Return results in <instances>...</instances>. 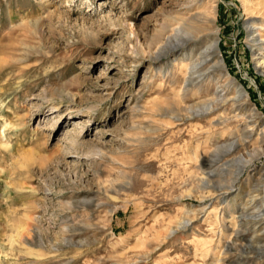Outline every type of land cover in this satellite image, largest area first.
Returning a JSON list of instances; mask_svg holds the SVG:
<instances>
[{
	"label": "rangeland",
	"instance_id": "374dc122",
	"mask_svg": "<svg viewBox=\"0 0 264 264\" xmlns=\"http://www.w3.org/2000/svg\"><path fill=\"white\" fill-rule=\"evenodd\" d=\"M177 27L202 30L198 50L217 44L194 86L193 46L159 54ZM255 40L264 0H0V264H264ZM238 92L236 107L188 120L189 106ZM221 116L239 135L254 127L236 152L252 163L239 180L212 169L203 189Z\"/></svg>",
	"mask_w": 264,
	"mask_h": 264
},
{
	"label": "bare ground",
	"instance_id": "6f19581e",
	"mask_svg": "<svg viewBox=\"0 0 264 264\" xmlns=\"http://www.w3.org/2000/svg\"><path fill=\"white\" fill-rule=\"evenodd\" d=\"M191 8L192 7L189 6L187 8L188 11H190ZM194 17L198 21H203V20L205 21L208 18V13L207 14L206 12L197 13ZM191 31H192L191 33H193L194 35L192 34V36L183 37L180 29L178 27L174 28L171 35H169L163 41L161 39V41L159 42L160 46L158 48L159 54L161 56L163 55L168 56L170 53L177 54L178 52H185L188 49V47L193 46V49L189 53H186L185 57H183V61H186L188 63L186 67V74H185L186 75L185 82L188 84V86H194L196 83L199 82L200 79L206 77V74L211 69L210 67L211 63L209 60H211L217 52L216 41H214L213 43L207 44L206 47L200 48L198 50L197 45H198V41L202 38V30L191 29ZM254 44H256L257 47L259 48H264L263 42L257 44V40H255ZM162 52L163 54H161ZM263 65H264V62H263ZM242 96H243L242 92H238V95H235V96H230L228 93H224V94L219 93L218 97H213L212 99L202 102L200 104L197 103V105L191 109H189L190 108L189 106L187 111L188 112L190 111L191 115L188 117V120L207 117L213 112H215L216 110L220 108H224L228 104H231L232 107H236L241 102V100H243ZM43 99L47 101L48 98L44 97ZM52 105H53L51 109L52 111L57 110L59 108L58 104H52ZM239 117L240 115H237L235 118L239 119ZM242 119H244V117ZM220 120H222V124L224 125L225 130L219 134V138L220 139L222 138L225 141L219 144L221 145L220 147L215 148L209 152L207 151L205 153V155H208V154L210 156L212 155L213 160L209 158L206 161L205 166L210 171L203 172L205 174L204 180H202L204 184V186L202 185L203 189L210 188L209 179L212 176H214V172L211 171L212 169L220 166L221 168L220 167L219 168L221 170V176H225V175L227 176V174L232 173L231 170L234 169L236 170V173H237V177L235 178L236 180H239V177L244 172L245 168L248 167L252 163V161L248 160V158L245 156H241V157H239L240 155L236 156L237 155L236 152L238 153L240 150L247 149V146L249 145V143L252 142L253 133L255 130L254 127H252L246 121L247 130L243 134L241 133L239 135L238 134L239 131L233 132L229 128L228 123L229 121L233 120L232 117L226 116L224 118L223 116H221ZM239 121L241 120H238V122ZM215 123H217V120H214V119L211 120L210 126L216 128L214 125ZM261 138L264 141V133L258 136L257 141L261 140ZM200 148H201V144L198 143L194 151V157L196 158L197 162L199 159L197 155L200 151ZM249 154L248 155L252 158L253 154L252 153H249ZM263 154H264V150H263ZM233 155L235 156L230 159V157ZM259 195H263L262 208H261L262 211H260V213L256 217H261L263 218L262 220H264V182H263V188L260 191ZM251 222H253V219L245 220V223H251ZM186 223H189V221ZM253 223L255 224V222ZM184 227L185 226H183L182 224L181 228H184Z\"/></svg>",
	"mask_w": 264,
	"mask_h": 264
}]
</instances>
